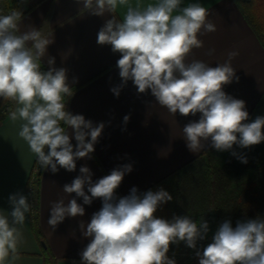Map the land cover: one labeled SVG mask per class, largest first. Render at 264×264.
<instances>
[{
  "label": "clouds",
  "instance_id": "obj_1",
  "mask_svg": "<svg viewBox=\"0 0 264 264\" xmlns=\"http://www.w3.org/2000/svg\"><path fill=\"white\" fill-rule=\"evenodd\" d=\"M78 3L91 15L111 14L97 34V43L111 45L112 52L120 54L116 67L121 84L111 88L116 97L132 81L138 94L150 90L156 103L174 116L199 113L198 120L182 128L187 148L197 153L210 140L217 151H231L241 163H248L244 155L232 151L233 146L246 149L264 142V116L246 122V102L223 90L233 80L239 81L231 64L239 53L229 52L228 59L216 66L189 61L193 49L203 47L199 36L216 31L206 7L198 0L187 6H182L184 0H155L143 6L139 2L133 6L131 0ZM121 7L126 10L118 19ZM22 18L21 10L0 14V98L14 102L9 116L22 122L18 135L39 167L52 173L60 168L73 172L77 160L92 159L105 124L94 125L83 115L67 111L65 98L74 95L67 69L55 68L54 58L48 57L49 69L41 70L53 39L32 26L21 31ZM129 119L126 115L124 123ZM132 170L131 164H124L93 182L91 169L81 166L80 175L63 186L64 193H75L83 205L97 198L102 201L90 222L80 221L82 235L90 238L80 253L81 264H176L167 255L170 245L184 242L197 249V242L206 239L209 225L204 217L155 216L161 205L173 199L163 187L144 193L132 187L129 195L118 198L116 190ZM9 204L11 211L0 210V264L19 259L21 228L31 212L28 197L21 192L11 194ZM83 205L76 198L52 202L48 225L54 231L65 218L83 217ZM196 256L199 264H264V218L237 221L235 227L231 221L222 222Z\"/></svg>",
  "mask_w": 264,
  "mask_h": 264
},
{
  "label": "crops",
  "instance_id": "obj_2",
  "mask_svg": "<svg viewBox=\"0 0 264 264\" xmlns=\"http://www.w3.org/2000/svg\"><path fill=\"white\" fill-rule=\"evenodd\" d=\"M138 2L143 6L155 3V0H131L133 6ZM192 2L197 0H184L182 6ZM198 2L209 10V20L215 24L216 31L199 36L204 42L203 47L193 49L189 61L201 60L216 66L228 59L229 52L237 51L239 55L231 64L239 81L233 80L223 90L236 99L244 100L250 117L264 95V46L236 0ZM81 7L78 0H23L21 3V31L32 26L46 38L53 39L42 60L41 70L49 69L48 57L54 58L55 68L67 69L74 89V95L67 104L69 112L83 115L94 125L103 122L105 127L94 145L92 159L77 160L75 171L60 168L57 173H52L41 170L34 212L29 185L37 164L36 157L18 135L22 122L12 121L9 112L0 120V210L11 211L9 196L17 192L27 196L31 204V212L26 215L21 228L23 242L18 246L19 259L14 264H45L41 243L33 229L35 222L57 257L56 264H81L80 253L90 238L82 235L80 221L90 222L92 214L102 207L99 198L94 199L91 205H83L82 198L76 197L75 193L69 196L63 192V186L80 175L81 166L91 169L95 182L114 168L131 164L133 170L125 175L116 190L119 198L129 195L132 187H136L139 193L143 192L211 146L209 140L203 149L193 153L183 139V126L198 120L199 113L187 117L177 113L174 116L156 103L150 90L146 94H138L132 81L122 88L119 97L113 94L111 88L121 84L116 67L120 54L113 53L111 45L97 43V34L111 14L95 16ZM125 10L123 7L117 9L118 19H122ZM4 104L14 106V102L0 98L1 112ZM126 115L130 119L125 124ZM72 144H76L74 139ZM61 198L65 203L76 198L85 208V215L65 218L53 231L47 222L50 206ZM217 228L213 219L211 232Z\"/></svg>",
  "mask_w": 264,
  "mask_h": 264
},
{
  "label": "trees",
  "instance_id": "obj_3",
  "mask_svg": "<svg viewBox=\"0 0 264 264\" xmlns=\"http://www.w3.org/2000/svg\"><path fill=\"white\" fill-rule=\"evenodd\" d=\"M236 1L264 46V0ZM19 2L20 0H0V12L8 14L16 10ZM69 99L65 98L67 111ZM263 106L264 95L246 122L254 121L257 116H264ZM4 117L5 113L0 110V120ZM232 151L244 155L248 163H241L231 151L221 152L209 146L185 166L141 192L156 191L163 187L172 195V201L157 209V218L171 220L173 216L184 214L195 220L204 217L209 225V232L206 239L200 241L203 248L210 243L213 219L218 226L228 220L235 227L237 221L255 219L258 216L264 218V142L246 149L234 145ZM33 226L41 243L45 264H56L57 257L41 229L36 222ZM180 244L170 245L169 253L179 250ZM184 264H199V259L197 256L189 257Z\"/></svg>",
  "mask_w": 264,
  "mask_h": 264
},
{
  "label": "built area",
  "instance_id": "obj_4",
  "mask_svg": "<svg viewBox=\"0 0 264 264\" xmlns=\"http://www.w3.org/2000/svg\"><path fill=\"white\" fill-rule=\"evenodd\" d=\"M10 106L8 104H4L2 106V112L7 113L9 112ZM42 168L39 167L38 164H36L34 170H33V175L31 178V183L29 185V193L31 196V202L33 205L34 212H36V204H37V194H38V181H39V176L41 173ZM194 219V218H193ZM195 220V219H194ZM197 247H199V250H202V246L200 245V241L197 242ZM196 249H192L188 254V257H194L196 256Z\"/></svg>",
  "mask_w": 264,
  "mask_h": 264
},
{
  "label": "rangeland",
  "instance_id": "obj_5",
  "mask_svg": "<svg viewBox=\"0 0 264 264\" xmlns=\"http://www.w3.org/2000/svg\"><path fill=\"white\" fill-rule=\"evenodd\" d=\"M23 0H20L19 2V6L16 10H20V7H21V3H22ZM262 111H264V106L262 108ZM185 215V214H184ZM184 215H179V216H184ZM215 231L214 232H211V236L209 238V241L211 242L212 240V236L214 235ZM203 248V247H201ZM196 250H199V247H197ZM190 251H192V248H189L185 245L184 242H181L180 244V249L177 250V251H174L172 253H169L168 252V255H171L170 258H173L175 261H176V264H184L188 261L189 257H188V254ZM196 257V256H195ZM194 258V257H193Z\"/></svg>",
  "mask_w": 264,
  "mask_h": 264
}]
</instances>
